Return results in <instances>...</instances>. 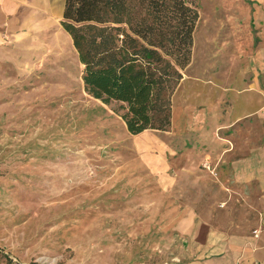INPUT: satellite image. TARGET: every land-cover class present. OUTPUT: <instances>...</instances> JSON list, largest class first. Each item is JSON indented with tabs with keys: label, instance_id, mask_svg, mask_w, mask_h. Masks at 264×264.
<instances>
[{
	"label": "rangeland",
	"instance_id": "rangeland-1",
	"mask_svg": "<svg viewBox=\"0 0 264 264\" xmlns=\"http://www.w3.org/2000/svg\"><path fill=\"white\" fill-rule=\"evenodd\" d=\"M195 3L171 129L132 136L85 94L63 0H0V264H188L189 237L256 235L264 216L220 150L261 140L234 121L264 0Z\"/></svg>",
	"mask_w": 264,
	"mask_h": 264
},
{
	"label": "trees",
	"instance_id": "trees-1",
	"mask_svg": "<svg viewBox=\"0 0 264 264\" xmlns=\"http://www.w3.org/2000/svg\"><path fill=\"white\" fill-rule=\"evenodd\" d=\"M198 20L195 0H64L59 26L80 64L85 94L118 104L126 131L137 136L171 129L172 100L191 63Z\"/></svg>",
	"mask_w": 264,
	"mask_h": 264
},
{
	"label": "crops",
	"instance_id": "crops-1",
	"mask_svg": "<svg viewBox=\"0 0 264 264\" xmlns=\"http://www.w3.org/2000/svg\"><path fill=\"white\" fill-rule=\"evenodd\" d=\"M256 18L262 21L264 15ZM261 25L264 26V24ZM260 53L261 55H257L256 50L254 58H251L252 55L248 57V81L245 83L248 95L240 98L242 103H246L247 108L246 110L244 108L243 113L238 115L234 122L240 124L243 120L250 121V126L256 129L253 136L260 135L261 140L256 144H247L245 139L241 143L234 141L237 151L232 156L238 157L233 160L229 159L232 157V149L229 146L220 150V156L233 161L231 163L232 173L229 174V177L237 178L242 182V186L246 187L247 194L255 196L251 204L254 210L264 216V49ZM185 78L184 76L180 84L184 82ZM252 84H256L260 90L253 92L255 88L252 87ZM237 94L240 95L241 92H237ZM203 112H199L200 115ZM226 128L230 129L231 126ZM226 140L231 146L230 138L226 136L222 138V141ZM239 166L241 167L239 168ZM255 233L256 235L214 233L210 238L211 241H209V237H205L203 242H200L201 244L196 239L189 237L188 240L191 241L189 247L190 249L194 248L195 253L189 258L188 264H264V219L262 217L259 229Z\"/></svg>",
	"mask_w": 264,
	"mask_h": 264
},
{
	"label": "bare ground",
	"instance_id": "bare-ground-1",
	"mask_svg": "<svg viewBox=\"0 0 264 264\" xmlns=\"http://www.w3.org/2000/svg\"><path fill=\"white\" fill-rule=\"evenodd\" d=\"M151 133V132H150ZM152 135V134H151ZM156 137V136H155ZM148 149V148H147ZM100 150H101V148H100ZM100 150H99V152H100ZM159 158H160V156H159ZM163 159V158H162ZM209 241H211V240H209Z\"/></svg>",
	"mask_w": 264,
	"mask_h": 264
}]
</instances>
